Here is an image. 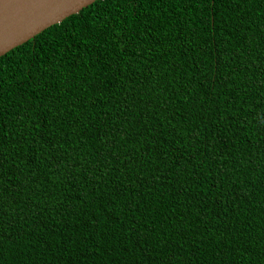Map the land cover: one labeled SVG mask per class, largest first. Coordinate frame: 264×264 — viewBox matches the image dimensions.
I'll return each mask as SVG.
<instances>
[{
	"label": "trees",
	"instance_id": "1",
	"mask_svg": "<svg viewBox=\"0 0 264 264\" xmlns=\"http://www.w3.org/2000/svg\"><path fill=\"white\" fill-rule=\"evenodd\" d=\"M0 264H264V0H98L0 57Z\"/></svg>",
	"mask_w": 264,
	"mask_h": 264
},
{
	"label": "water",
	"instance_id": "2",
	"mask_svg": "<svg viewBox=\"0 0 264 264\" xmlns=\"http://www.w3.org/2000/svg\"><path fill=\"white\" fill-rule=\"evenodd\" d=\"M98 0H0V57Z\"/></svg>",
	"mask_w": 264,
	"mask_h": 264
}]
</instances>
